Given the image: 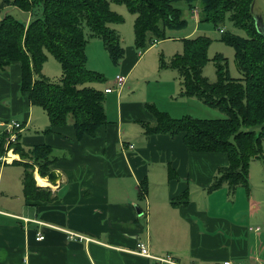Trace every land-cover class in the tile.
<instances>
[{"label":"crops","instance_id":"crops-1","mask_svg":"<svg viewBox=\"0 0 264 264\" xmlns=\"http://www.w3.org/2000/svg\"><path fill=\"white\" fill-rule=\"evenodd\" d=\"M87 52L89 57L96 54L104 59L101 73L110 69L100 39L89 38ZM135 54L130 44L106 83L113 84L116 75L126 76L123 88L105 93L108 123L95 137L82 140L70 122L45 132L50 127L45 111L21 94L19 64L0 70V122L15 120L24 125L19 141L26 150L50 146L51 170L61 174L56 186H43L35 172L37 185L50 187L56 198L26 202L11 175L10 167L18 164L0 161V264H156L133 253L138 242L147 244L151 255L170 254L180 264H219L227 259L264 264V164L251 161L250 190L244 189L247 198L241 201L242 211L217 213L203 202L205 195L202 204L196 201L190 181L194 179L198 189L205 190L217 169L228 164V157L189 151L182 134H145L143 124L155 121L146 104L182 118L192 116L195 101H147L135 95V88L126 85L145 60ZM144 69L161 77L170 73L178 77L175 70H160L159 58L157 68L151 62ZM148 75L139 74L138 92L144 91ZM112 84L94 87L104 92ZM170 167L176 178H169ZM22 174L23 170L16 184L23 190ZM143 180L147 192L141 197ZM185 191L187 201L173 203ZM39 232L42 241L36 240ZM71 232L84 238L70 239Z\"/></svg>","mask_w":264,"mask_h":264},{"label":"trees","instance_id":"trees-1","mask_svg":"<svg viewBox=\"0 0 264 264\" xmlns=\"http://www.w3.org/2000/svg\"><path fill=\"white\" fill-rule=\"evenodd\" d=\"M124 3L134 21V41L137 50L147 51L155 43L169 37L166 30L186 24L179 3L189 10L200 5V21L211 22L215 28L229 19L246 36L223 32V41L235 50V60L242 78L233 79L228 63L222 56L215 60L217 80L204 77L208 62L209 38L184 39V50L167 60L159 57L160 70L172 69L180 79L181 97H195L211 108L226 114L225 119H199L186 115L173 118L154 104H146L154 123L143 124L147 135H183L186 148L199 153H223L228 164L217 169L208 191L227 186L230 196L239 187L250 190L249 169L253 160L264 164V37L255 27V0H3L0 9L13 6L26 14L25 19L5 14L0 20V70L13 64L20 66V91L30 103L41 107L50 121L45 132H51L72 121L76 137H95L108 123L105 111V91L91 86L104 83L105 76L87 68L86 47L89 38L100 39L115 65L124 58L125 49L120 33L110 27L122 23L123 17L111 9V3ZM85 27L89 30L86 34ZM87 36L89 38H87ZM48 55L61 66L59 83L43 74ZM9 135L0 128V158L13 148L15 154L31 157L35 163L14 161L21 165V182L26 202H50L56 197L50 187L38 186L35 167L42 177L51 171L52 149L37 146L24 149L18 141L7 146ZM37 165V166H35ZM169 168V178H176ZM147 192L141 182L140 196ZM185 191L173 203H185Z\"/></svg>","mask_w":264,"mask_h":264},{"label":"rangeland","instance_id":"rangeland-1","mask_svg":"<svg viewBox=\"0 0 264 264\" xmlns=\"http://www.w3.org/2000/svg\"><path fill=\"white\" fill-rule=\"evenodd\" d=\"M2 3H3V0H0V7L2 6ZM178 5L180 8L183 9L184 18L187 21L186 24L180 28L167 29L166 35L167 37H169L167 40L155 43L147 51H141V50L136 49L135 41H134V21H135L136 16L129 12L126 4L117 3V2L111 3V9L123 17V22L119 24L117 23L110 24V27L116 29L120 33L121 37L123 38L122 44L125 50L130 44H134L136 58L145 59L144 62L140 63L137 69L134 70L133 74L130 77L129 84H127L126 87L130 86L131 89L135 88L133 89V92H137L135 95H137L139 98H144L147 101H151V100L158 101V102L159 101L160 102L161 101L162 102L163 101H195L193 108L190 109V112L192 113V117L194 118L225 119L227 117L225 113L221 112L218 109L207 106L206 104L200 102L199 99L192 98V100H190L188 98H185V97L182 98L181 96H179V92L181 91L180 79L179 77H176L175 74H171L170 72H168L170 73L169 76L167 75V76L161 77V74H158L157 76L154 71H151L150 73L144 69V66L150 65L151 62L157 68L158 58L160 56L161 57L163 56L167 60L168 58L175 56L176 54L183 53L184 39L206 37V38H209L210 45L208 46V49H207L208 62L203 67V72H202L203 76L208 78L210 82H215L217 80L216 65H215L214 59L217 56H222L223 58L227 60L229 75L233 79L242 78L243 75L240 69L238 68L236 60H235V50L232 46L226 44L223 41L222 39L223 32H221V30H223L226 33H233V34L244 36V37L246 36L245 31L234 26V24L229 19H226L224 23L219 25L218 28H215V26L211 22H208V21L201 22L200 14H199V21H197L193 17L192 10L193 8H197L200 11L199 4H196L191 10L188 9L186 3L184 2H181ZM253 11L255 15L264 17V0H255ZM7 13L16 17L17 19L22 20L26 18V14L24 12L16 9L13 6L4 5V7L0 9V20L3 19L4 15ZM85 32L86 34L89 33V30L87 29V27H85ZM87 38L89 37L87 36ZM87 56H88V52H87ZM101 58L97 57L96 54H92V56L90 55V57L88 56V64H87L88 68L90 70L102 72V68H101L102 64L100 62H102L103 58L102 59ZM105 59H108L109 67L111 69V70L110 69L107 70L106 73L104 74L102 73L105 76L106 81L104 83H91L90 84L91 86L105 87L107 85L112 84V83H109V84H106V83L108 82V80H112L110 79V74H112V69L117 67L119 64L115 65L114 63H112L108 55H107V58ZM170 71H173V70H170ZM61 73H62V70H61V66L59 62L53 56L48 55V58L44 64L42 74L51 82L59 83L60 78H61ZM144 73H149L148 75L149 79H147L148 81L147 85L144 86V91L138 92L139 88L135 86L136 81L139 79L138 78L139 74H144ZM131 93H132V90H131ZM173 94H176V95H173ZM70 123H72L71 118H70ZM262 145H263V154H264V139H263ZM17 155L19 156V158L13 160V162L14 161L22 162V164L23 163H28V164L35 163V160L27 156V154H25V156H21L19 154ZM253 163H256L259 166L263 164L258 159H256V161L253 160ZM37 167L34 168L35 169L34 172L38 173ZM194 167H196L195 164H194ZM10 168H11L10 170L12 171L11 175L15 176L14 186L15 187L17 186L18 192L19 191L20 193L22 192V195H23V190L20 184L19 183L16 184V181H17L16 176H18V174L22 172L23 169L19 167L18 165H16L15 167L11 166ZM201 171H203V168ZM206 172L207 171H205V174ZM213 178L214 177L212 176L211 183L213 181ZM190 187H191V193L195 197L196 201L202 204L201 198L203 197L202 195H205L203 202L209 204L212 210H214L217 213H221L226 210L228 211V210H236V209H239L240 211H242L243 209L241 207V201L246 200L247 198L243 187H239L236 190L235 194L232 196H230L227 186H224L220 190L208 191L207 190L208 188H206L205 190L200 189V188L198 189V185L195 183L194 179H192V181H190ZM208 194H211L209 199L206 197V195ZM235 199H237V201H235ZM259 224L263 226L261 223ZM167 255H170V254H164L161 257H166Z\"/></svg>","mask_w":264,"mask_h":264},{"label":"built area","instance_id":"built-area-1","mask_svg":"<svg viewBox=\"0 0 264 264\" xmlns=\"http://www.w3.org/2000/svg\"><path fill=\"white\" fill-rule=\"evenodd\" d=\"M192 14H193V17L197 21H199L200 11L197 8H193ZM221 32H224V31L221 30ZM125 84H126V76L122 74L116 75L115 82L110 87L105 89V93H111L114 91H118L119 89L123 88ZM0 128L6 131L7 134L9 135L8 140H7V146L9 145L11 146L18 141L19 134L22 132L24 125H22L21 122L12 120V121L0 122ZM130 147L133 148V145L131 144ZM11 152H13V148L8 147L5 154L0 158V161L3 163H8L10 161L9 154ZM146 217L147 216H145V219ZM68 237L70 239H79V240H82L84 238L83 236L77 233H73V232L68 233ZM43 239H44V236L39 232L37 234L36 240L42 241ZM133 253L141 257L147 258V259L155 260L156 264H180L176 261V259L172 255H167L166 257H156V256L151 255L148 245L142 242L137 243L136 248L134 249ZM219 264H238V263L231 259H227V260L220 262Z\"/></svg>","mask_w":264,"mask_h":264},{"label":"water","instance_id":"water-1","mask_svg":"<svg viewBox=\"0 0 264 264\" xmlns=\"http://www.w3.org/2000/svg\"><path fill=\"white\" fill-rule=\"evenodd\" d=\"M254 20H255V27L257 32L264 37V17L255 15ZM60 178H61V174L57 170H51L46 177L47 181L52 186H56Z\"/></svg>","mask_w":264,"mask_h":264},{"label":"bare ground","instance_id":"bare-ground-1","mask_svg":"<svg viewBox=\"0 0 264 264\" xmlns=\"http://www.w3.org/2000/svg\"><path fill=\"white\" fill-rule=\"evenodd\" d=\"M17 157V155L16 154H13V152H11L10 154H9V160L10 161H13V160H15V158ZM36 179H37V181H38V183L40 184V185H50L49 184V182L47 181V179L46 178H44V177H41L39 174H36Z\"/></svg>","mask_w":264,"mask_h":264}]
</instances>
